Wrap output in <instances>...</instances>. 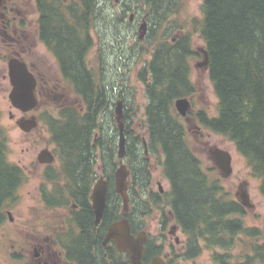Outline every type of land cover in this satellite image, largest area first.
Masks as SVG:
<instances>
[{
	"label": "trees",
	"instance_id": "1",
	"mask_svg": "<svg viewBox=\"0 0 264 264\" xmlns=\"http://www.w3.org/2000/svg\"><path fill=\"white\" fill-rule=\"evenodd\" d=\"M106 1L34 0L39 41L56 59L63 80L82 102V111L68 106L61 108L57 117L48 113L42 116L61 164L57 173L45 175L63 176L60 191L70 193L83 209L78 223L82 233L71 247L78 264L100 261L96 239L87 236L92 215L85 201L95 180L97 159L110 186L105 215L119 216L112 187L118 167V130L115 98L111 94L117 84L106 83L103 73L97 76L86 60L91 45L89 31L98 18L104 19L101 10ZM128 2L130 5H124L117 17L120 25H124L125 15L138 11L139 6L150 24L145 38V53H150V58L144 60L140 56L144 65L137 72L146 100L140 123L148 149L162 158L163 175L168 181L164 206L186 235L185 251L180 258H196L205 249L210 251L213 264H264L263 232L246 227L242 220L245 209L227 195L218 180L206 175L174 109V100L194 93L189 58L197 54L190 49L187 33L172 42L169 34L175 27L167 26L163 32L158 29L169 23L171 15L178 14L183 0ZM200 11L201 18L192 20L191 27L207 52V77L217 102L213 116L199 110L196 119L203 128L234 145L252 177L259 181V191L264 196V0H203ZM109 15L115 17L112 12ZM123 84L115 97L125 107ZM129 106L123 110L124 135L128 138L126 155L128 159L136 157L131 167L144 189L150 174L143 155L137 157L142 142L132 123L138 110ZM7 154L8 138L0 124V224L5 222L6 212L17 199L25 177L23 169L10 162ZM60 179L53 177L54 181Z\"/></svg>",
	"mask_w": 264,
	"mask_h": 264
},
{
	"label": "rangeland",
	"instance_id": "2",
	"mask_svg": "<svg viewBox=\"0 0 264 264\" xmlns=\"http://www.w3.org/2000/svg\"><path fill=\"white\" fill-rule=\"evenodd\" d=\"M62 1L64 3L68 2V0ZM128 1L132 2L133 0ZM128 1L107 0L105 2V5H103L101 10L102 13H105V16L103 17L104 19L98 18L93 28L89 31L91 45L87 51L86 60L89 67L97 72V76L100 73H103L106 78V83L109 82V85L117 84L114 88V92L111 94L114 98L118 94L120 87L123 84L122 82H125L123 84L126 97L125 105H130L131 108L136 107L138 110L135 121L132 123V128L136 133H141L140 114L146 100L143 84L138 80L137 72L144 65V60H149L150 53H145L148 49V42L145 39L147 35L145 34L146 36L144 35L140 40L137 35L138 23L140 17L143 16L144 9L139 6L140 9L138 11H133V13L136 14L133 24L127 22V19L132 12H128L125 15L124 19L126 20H124V25H120L121 22L117 20L118 14L123 6L130 5V2ZM202 1L203 0H183V5L178 14L171 15L169 23H163L158 29L159 32H163L167 26H173L176 30L170 32L169 41L174 42L176 37L187 33L190 38V49L196 52L197 49L204 48V44L200 39L199 34L191 27L192 20L201 18L202 14L200 11V5L202 4ZM30 2L31 11L28 12V22L34 31V37H37L38 47L37 49L33 48V51L28 48L24 49L25 55L31 53L29 61H32L36 58L37 54H39V57L43 62H46L55 77L62 80L63 78L61 77L55 58L39 41L36 25L38 14L36 12L34 0H30ZM110 12L114 13L116 17L109 15ZM14 50H11L0 39V124L4 127L8 138L7 159L25 169L27 179H25V183H23L18 190L17 202L10 209L13 220L8 222L6 219V223L4 222L5 224L0 227V264H7L4 263L3 260L10 253V240H12V237L16 238L17 242L22 246L21 228L24 219L27 217L30 219L38 217V210L36 207L39 205L33 206L36 202L31 198L35 193V186L41 178L40 174L42 168L36 165V156L42 149H49L48 147L51 145L42 118L44 114L43 111H46L45 113L49 112L47 111L49 108L46 106L49 104L40 102L36 111L21 114L14 109L8 101L10 85L7 78V60L11 58V54L13 55ZM35 50L38 52H34ZM140 56L143 57L144 60H139ZM197 61H201V58H197L193 55L189 58V77L194 88L191 113L192 116H195L197 111L205 110L208 115L213 116L215 114L217 101L212 86L208 80L207 72L195 68ZM62 81L59 82V85L66 88L69 93V98L75 96L69 85ZM133 96L134 103H131ZM76 98L81 105L80 99L78 97ZM117 100L119 99H116L115 103ZM76 106H79V104H76ZM53 108L55 107L53 106ZM122 110H124V105ZM10 115H12V117H10ZM31 115L38 116L39 124L37 128L24 133L17 127L16 121L22 116L29 118ZM182 123L187 131V142L193 153L199 158L201 166L209 179L218 180L227 195L235 200H237L236 194L239 191L242 189V191L246 190L249 200L254 207L253 209H245L246 213L242 218L244 225L249 228L254 227L260 229L264 234V196L261 195L259 191V181L252 177L249 167L245 160L237 153L234 145L222 136L214 134L210 130L201 127L197 124L196 120H193V118L190 119L188 123L182 120ZM196 127H200V129H197ZM215 149L227 151L231 155L232 173L227 178L221 176L220 171L215 167V164L211 159L210 153ZM156 158L157 159L152 157L150 160L153 188L156 190L159 185L163 191H166L168 189V182L163 175L161 164L162 158L160 155ZM240 187L242 188L240 189ZM166 213L167 209L165 208V215ZM140 217L145 224L147 232L152 238L161 236L160 230H158L159 226L155 221V219H159L160 217L158 212H152L149 217ZM171 226L172 223L168 225V231ZM177 236L180 240L183 239L182 234ZM173 239L174 238L171 239L172 243L174 242ZM166 241L170 243L168 238ZM175 249L177 251L174 250V252L181 251L177 246ZM233 252L235 253V251ZM172 262L173 264H213L210 258V251L205 249H203L196 258L183 260L179 256L177 258L175 257Z\"/></svg>",
	"mask_w": 264,
	"mask_h": 264
},
{
	"label": "flooded vegetation",
	"instance_id": "3",
	"mask_svg": "<svg viewBox=\"0 0 264 264\" xmlns=\"http://www.w3.org/2000/svg\"><path fill=\"white\" fill-rule=\"evenodd\" d=\"M31 11L30 0H2L0 5V39L3 41L11 50L13 51V57H16L24 61L28 67V70L33 74L36 84L34 89V95L37 99L38 104L40 102L47 103L49 109L48 113H55L54 117H57L59 111L63 107L76 106L77 108L82 107L80 102L75 96L69 98V93L65 87H61L59 82L61 79H57L55 75L50 71L46 62L39 57L37 54L36 58L32 61L30 60V54L25 55L24 49H32L38 47L37 37H34V31L30 23L28 22V12ZM130 17L129 22L134 23V19ZM146 23L147 35L150 31V24L143 15L140 17L138 28L141 24ZM146 36V35H145ZM147 37V36H146ZM34 52H38L35 50ZM197 58L199 54L196 52ZM199 61H197L196 65ZM63 82V81H62ZM194 94V93H193ZM193 94L188 96V100L191 103L192 111V97ZM73 97V98H72ZM72 99V100H71ZM119 99L115 97V100ZM70 100V101H69ZM70 102V103H67ZM77 102V103H76ZM39 106V105H38ZM53 106L55 108H53ZM37 108V107H36ZM125 108V107H124ZM83 108H80L82 111ZM52 110V111H51ZM51 111V112H50ZM198 112V111H197ZM184 118V122L188 123L190 119L198 121L195 116H190ZM33 116V115H32ZM35 117V116H34ZM36 118V117H35ZM37 119V118H36ZM39 122V121H38ZM201 126V125H200ZM202 127V126H201ZM37 128V127H35ZM33 128V129H35ZM200 129V127H196ZM133 129V128H132ZM48 133V140L50 141V133L48 128H46ZM134 130V129H133ZM135 131V130H134ZM140 134L142 142V150L139 148V154L137 157L140 158L141 154L144 157V161L147 162V168L149 170L148 180L143 184L146 186L142 189L139 184L140 181L134 178V173L132 171V159H136L133 155L128 159L126 152L122 160L117 159V165L119 167L120 163L124 164L128 171V185H127V196H128V212L126 215H122V200L120 196L114 190V176L113 174V192L115 195V201L117 203V210L119 216L110 215L106 216L105 212L108 205V191L109 184L108 179L105 177L104 169L102 163L99 159L96 160L94 165L95 177L94 183L91 186V191L89 196L85 197L86 206L92 215L91 229H88L87 236L95 240L100 248V261L99 264H127L129 256L118 251L113 242L110 239H106L107 229L113 222L127 218L131 227V233L134 236H138L144 232L146 236L145 241V254L143 257L144 264L148 263L154 257H162L164 264H173V259L180 256L185 251L186 235L181 230L180 226L174 221L171 211L164 206L166 191H163L161 186L155 190L152 184L151 170H150V160L153 158L157 159L152 152L148 149V145L145 139V131ZM97 134H95V137ZM128 138L126 137V145L128 144ZM52 145V147H51ZM48 150L53 155L52 163H41L39 161V154L36 156V165L41 167L40 180L35 186V193L31 196L34 202L39 205L36 207L37 216L35 219L26 218L22 224V246L17 242L16 238L12 237L9 254L4 258L3 262L7 264H78L76 255L71 251V247L75 244V241L79 238L82 233L80 225L78 224L82 216L79 215L83 211L82 206L71 197L70 193L63 194L60 189H62L63 182L60 175L53 174L55 178H61L60 180L54 181L52 176H46L47 172H58L60 169V158L56 154V146L51 143ZM211 156V153H210ZM146 170V169H145ZM25 174V169H23ZM103 178L107 183V194H106V208L100 219V221L95 224V214L92 207V189L95 183ZM27 179V173L25 174L24 181ZM23 181V183H25ZM168 182V181H167ZM22 183V184H23ZM242 187H240L241 189ZM243 190V189H242ZM239 191L236 197H240L243 191ZM17 202H13L12 207ZM11 207V208H12ZM10 208V209H11ZM165 208L167 213L165 215ZM7 210L6 219L8 222L13 220L11 210ZM13 210V209H12ZM158 212L160 214L159 219H155L157 225L159 226L160 234L159 237H151L147 232L144 222L140 216L149 217L152 212ZM10 213V214H9ZM110 217V218H109ZM6 223V222H5ZM5 223H1L2 227ZM172 223L170 230H167L168 225ZM182 234L183 239L180 240L177 235ZM163 236V238H162ZM169 239L170 243L166 241ZM174 238V242L171 239ZM176 246L181 251L174 252ZM177 251V250H176ZM94 254V252L92 253ZM174 257V258H173Z\"/></svg>",
	"mask_w": 264,
	"mask_h": 264
},
{
	"label": "water",
	"instance_id": "4",
	"mask_svg": "<svg viewBox=\"0 0 264 264\" xmlns=\"http://www.w3.org/2000/svg\"><path fill=\"white\" fill-rule=\"evenodd\" d=\"M1 4V0H0ZM146 34V23L143 22L138 30V37H142ZM198 52L202 55V60L197 64L198 68L206 70L208 68V55L205 48H199ZM8 78L11 86V90L8 94V99L11 106L22 113H27L33 110L37 101L34 96L35 79L32 74L28 71L26 65L18 60L12 58L7 61ZM174 107L177 113L181 117H186L190 110V102L187 98H179L174 101ZM123 110L122 102L117 101L115 107V120L118 128V158L122 160L125 154V135H124V124L122 121ZM17 126L20 130L27 132L30 129L37 126L35 118H21L17 121ZM211 157L213 162L216 164L221 172L223 178H227L232 173L231 169V155L227 151L215 149L211 151ZM53 155L48 150H42L39 154V161L41 163H52ZM129 171L127 167L120 163L114 176V190L120 196L122 200V215H126L128 212V196H127V177ZM106 194H107V183L106 180L100 178L92 189L91 199L92 207L95 214V224H97L106 208ZM239 203L247 209H253L254 205L251 204L247 192L244 190L242 196L239 198ZM106 239H110L115 248L124 252L129 256L127 264H144L143 257L145 254V241L146 236L144 232L138 236H134L131 233V227L127 218L119 219L107 229ZM146 264H164V260L157 256L152 258Z\"/></svg>",
	"mask_w": 264,
	"mask_h": 264
}]
</instances>
